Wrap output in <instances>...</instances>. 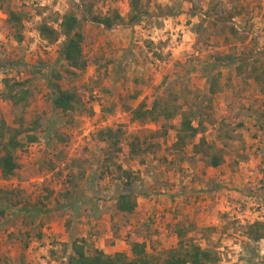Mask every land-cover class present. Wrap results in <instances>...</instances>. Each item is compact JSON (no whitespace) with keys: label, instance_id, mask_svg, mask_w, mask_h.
I'll return each instance as SVG.
<instances>
[{"label":"rangeland","instance_id":"1","mask_svg":"<svg viewBox=\"0 0 264 264\" xmlns=\"http://www.w3.org/2000/svg\"><path fill=\"white\" fill-rule=\"evenodd\" d=\"M11 11L23 28L13 27ZM116 11L123 20L112 28L92 19ZM68 12L85 36L87 67L76 75L65 72L62 55ZM43 23L59 30L58 41L40 35ZM236 58L262 75L264 0H0V127L17 126L20 113L2 97L5 80L25 82L34 91L26 127L40 138L18 150L14 176L0 172V264H66L72 241L87 232L89 250L133 258L139 241L162 253L178 245L182 228L215 248L220 264H264V239L248 234L264 223V92L237 75ZM53 70L77 95L75 111L54 106ZM158 99L193 110L205 132L178 146L181 115L132 119L133 108ZM110 128L109 142L102 131ZM203 136L222 165L196 151ZM127 192L138 196L132 214L116 207Z\"/></svg>","mask_w":264,"mask_h":264},{"label":"trees","instance_id":"2","mask_svg":"<svg viewBox=\"0 0 264 264\" xmlns=\"http://www.w3.org/2000/svg\"><path fill=\"white\" fill-rule=\"evenodd\" d=\"M9 19L17 29L23 28V17L16 11L9 13ZM94 21L103 24L107 28H112L117 22L123 18L116 11L115 16H95ZM137 19V18H136ZM81 20L74 12H68L62 15L60 27L61 33L65 36V42L62 55L67 63L65 72L70 75H76L78 70H85L87 61L83 53L84 34L79 30ZM237 33V31L235 30ZM40 35L50 43L58 41L59 30L43 23L39 26ZM20 40L23 36L20 34ZM233 62V60H231ZM231 62V63H232ZM255 70L257 67L255 66ZM49 76L50 86L53 88V104L56 108H60L63 112L75 111L77 109V95L75 92L63 89L58 80L63 77L61 70H53ZM53 77V78H52ZM52 78V80H51ZM6 81V90L2 97L12 102L13 106L20 111L17 117V126H11L2 121L0 127V172L6 179L14 176L20 167L17 152L24 144L35 143L39 141V136L33 132L32 128L26 127L25 110L34 100V91L26 85L25 82H9ZM216 78L211 79V92H216ZM132 109V108H131ZM132 119L141 123L158 122L160 119L170 120L181 115L178 132V146L186 144L188 139L194 138L202 132H205L206 126L203 119H199L195 125L194 120L197 117L193 110H182L175 105L172 99H158L152 107L147 108L145 103L139 104L131 110ZM40 126V122L35 121L36 127ZM117 133H121L117 129ZM26 134V141L22 140V135ZM116 135L113 128L102 131V137L110 142L111 138ZM214 147L207 143L205 136L200 139L196 145V151L202 152L209 156L210 165L218 167L224 162V158L218 152L213 151ZM127 177L131 179L129 171H125ZM3 191V190H1ZM4 193H10L4 190ZM52 192H48L45 198L48 200ZM138 206V196L132 192L121 193L118 197L116 207L119 211L126 214L135 212ZM248 234L255 241L264 239V223L256 221L249 225ZM187 231L179 229V242L176 247L168 249L162 253H150L147 250L145 242L135 241L132 243L131 251L133 258L122 251L113 254L105 252L101 248H87V240L85 238H77L71 243V253H68L66 264H220V256L218 251L213 247H203L200 244L190 240L187 237ZM41 237V234H40ZM110 245L111 242L107 241ZM55 254V252H53ZM1 261V259H0ZM46 264H53L52 262Z\"/></svg>","mask_w":264,"mask_h":264},{"label":"crops","instance_id":"3","mask_svg":"<svg viewBox=\"0 0 264 264\" xmlns=\"http://www.w3.org/2000/svg\"><path fill=\"white\" fill-rule=\"evenodd\" d=\"M254 59V58H253ZM253 59H250V60H253ZM256 60V59H255ZM236 70H237V75L240 77V78H242V79H244V80H251V82L253 83V84H255L256 85V87L258 86V87H260L261 88V90L264 92V70L263 71H261V74L262 75H260L259 74V72L257 71V70H255V64L253 63L252 64V66H253V68H249V70H248V73L245 71V70H243V64H247L248 62L246 61V59H245V61H243V62H238V58H236ZM247 75V78H244V76H246ZM246 83V82H245ZM258 92H259V97H261L262 95H263V93L260 91V90H258ZM262 94V95H261ZM85 239L87 240V238L88 237H91L92 236V234H91V232H87L85 235ZM94 237H96V235L94 236ZM96 248H101V249H104L105 250V248H104V246H101V247H96Z\"/></svg>","mask_w":264,"mask_h":264}]
</instances>
